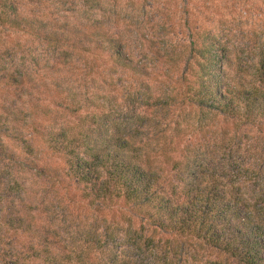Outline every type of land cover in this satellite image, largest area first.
I'll use <instances>...</instances> for the list:
<instances>
[{"label": "rangeland", "instance_id": "1", "mask_svg": "<svg viewBox=\"0 0 264 264\" xmlns=\"http://www.w3.org/2000/svg\"><path fill=\"white\" fill-rule=\"evenodd\" d=\"M100 1L95 22L119 29L125 51L147 75L113 65L108 54L61 53L33 33L0 26V113L24 119L20 132L33 147L28 154L0 137V260L19 255L20 264H44L33 254L46 248L84 250L91 264H241L192 236L163 230L122 197L96 198L44 139L50 130L108 129L138 146L166 186L186 173V162L196 173L212 169L230 184L258 186L264 130L205 111L182 98V86L200 59L188 52L190 42L206 33L225 45V82L264 86V0ZM22 2L24 13L39 9L46 19L82 22L87 35L84 0ZM17 42L37 54L35 65L1 54ZM7 73L23 75L15 82ZM230 141L235 149L223 153L218 146Z\"/></svg>", "mask_w": 264, "mask_h": 264}, {"label": "trees", "instance_id": "2", "mask_svg": "<svg viewBox=\"0 0 264 264\" xmlns=\"http://www.w3.org/2000/svg\"><path fill=\"white\" fill-rule=\"evenodd\" d=\"M84 2V13L89 14L87 35L85 32L82 35V22L46 19L39 9L22 12V0H0V26L33 33L61 53L70 54L72 50L96 56L105 53L111 57L113 65L132 74L147 75L146 67L125 51L119 29L115 32L95 22L93 15L101 11V1ZM198 38L190 42L188 52L200 59L195 60L192 79L183 83L182 98L207 112L220 113L264 130L263 84L225 82L221 70L225 45L209 33ZM10 45L2 49V55L6 53L12 59L17 54L23 62L32 65L38 62L31 47L19 42ZM22 75L7 73L8 79L15 82ZM22 121L17 112L2 111L0 137L16 140L31 154V141L20 132ZM44 140L49 148L64 156L66 172L83 183L96 198L122 197L136 212L163 230L192 236L241 264H264V181L254 188H243L240 184L223 181L212 169H199L196 173L189 168L190 162H186L185 168H181L186 173L180 170L183 175L178 174V182L166 186L161 170L146 160L138 146L126 136L108 129L75 133L67 129L50 130ZM235 145L236 142L230 141L228 146L218 147H223L226 153L235 149ZM197 164L195 160L193 165ZM257 171V179H261L263 169L259 167ZM41 250L33 255L41 256L44 264H91L84 250L64 253ZM19 259V255H15L0 262L20 264Z\"/></svg>", "mask_w": 264, "mask_h": 264}]
</instances>
